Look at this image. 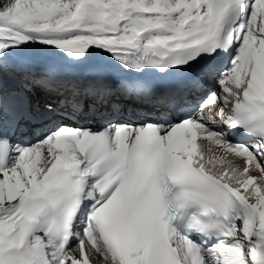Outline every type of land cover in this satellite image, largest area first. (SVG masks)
<instances>
[{
	"label": "snow or ice",
	"instance_id": "snow-or-ice-1",
	"mask_svg": "<svg viewBox=\"0 0 264 264\" xmlns=\"http://www.w3.org/2000/svg\"><path fill=\"white\" fill-rule=\"evenodd\" d=\"M264 264V0H0V264Z\"/></svg>",
	"mask_w": 264,
	"mask_h": 264
}]
</instances>
